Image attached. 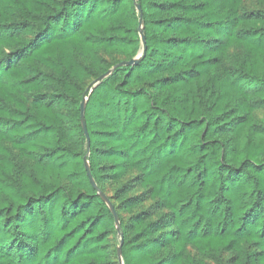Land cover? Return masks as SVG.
I'll use <instances>...</instances> for the list:
<instances>
[{"label":"trees","instance_id":"trees-1","mask_svg":"<svg viewBox=\"0 0 264 264\" xmlns=\"http://www.w3.org/2000/svg\"><path fill=\"white\" fill-rule=\"evenodd\" d=\"M242 1L0 0V264H264V10Z\"/></svg>","mask_w":264,"mask_h":264},{"label":"rangeland","instance_id":"rangeland-1","mask_svg":"<svg viewBox=\"0 0 264 264\" xmlns=\"http://www.w3.org/2000/svg\"><path fill=\"white\" fill-rule=\"evenodd\" d=\"M254 10H264V0H243L241 3V8H240V13L241 14H246L250 11H254ZM107 61H112L114 59V57L112 55L109 54H101ZM263 116V114L261 115ZM135 176V172L130 171L125 177L124 179H122L121 181L117 182V183H111V184H104V189L107 193V195L109 196H113L116 192V189L124 182L133 179ZM133 185L135 184L134 182L132 183ZM142 187L138 186V185H134V187L127 192L126 196L128 195H133V194H138L142 191ZM114 202L117 203L118 200L114 199ZM150 202V201H148ZM148 202H145L141 207L145 206L146 204H148ZM137 210V209H135ZM120 214L122 215V218L124 220H126L131 213L126 212L125 210H121ZM229 255L225 256V259L228 258ZM185 257L189 258V259H193V260H200L202 262H204V264H218L217 261L215 260V258L210 257V256H204L199 254L193 247L191 246H187L186 250H185Z\"/></svg>","mask_w":264,"mask_h":264},{"label":"water","instance_id":"water-1","mask_svg":"<svg viewBox=\"0 0 264 264\" xmlns=\"http://www.w3.org/2000/svg\"><path fill=\"white\" fill-rule=\"evenodd\" d=\"M136 8H137L138 11H140L139 5H137ZM138 28H139V31L141 33V35H140L141 36V43L144 44L145 43V39H144V35H143V26H142V20L141 19L139 20V27ZM140 52H141V50H139V54H140ZM137 61H138V56L128 60L126 62V64H133V63H135ZM111 71H112V68L109 69L106 73L100 75L99 78L94 82L93 86H95L100 80L105 78ZM85 101H86V98H84L80 102V121H81V126H82L83 133H84V135H85V137L87 139V148H88L89 147V138H88V132H87L86 122H85V118H84ZM85 168H86L87 176H88V179H89L90 183L95 188H97L96 182H95L94 178L92 177V174H91V172L89 170V166H88V162L87 161H85ZM99 194L103 198V200L106 202V204L109 206V208H110V210H111V212H112V214L114 216L115 226H116L117 229H119V219H118V215H117L113 205L111 204V202L109 201L108 197L103 192H99ZM121 240H122V237H121ZM117 254H118L119 260H120V262L122 264L120 248L117 249Z\"/></svg>","mask_w":264,"mask_h":264}]
</instances>
